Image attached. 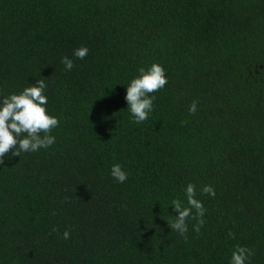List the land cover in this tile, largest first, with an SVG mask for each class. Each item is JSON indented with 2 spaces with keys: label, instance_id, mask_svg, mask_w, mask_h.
Returning a JSON list of instances; mask_svg holds the SVG:
<instances>
[{
  "label": "trees",
  "instance_id": "16d2710c",
  "mask_svg": "<svg viewBox=\"0 0 264 264\" xmlns=\"http://www.w3.org/2000/svg\"><path fill=\"white\" fill-rule=\"evenodd\" d=\"M153 63L168 83L137 124L126 87ZM42 78L56 142L0 165V264H230L236 245L264 264V0H0V102ZM189 183L207 211L185 241Z\"/></svg>",
  "mask_w": 264,
  "mask_h": 264
},
{
  "label": "clouds",
  "instance_id": "9594fccd",
  "mask_svg": "<svg viewBox=\"0 0 264 264\" xmlns=\"http://www.w3.org/2000/svg\"><path fill=\"white\" fill-rule=\"evenodd\" d=\"M89 53L87 47L76 49L73 55L83 60ZM66 71H71L74 62L67 56L61 61ZM168 83L164 67L158 63L151 64L148 68L138 69V75L134 77L126 87L125 100L132 115L134 123L145 122L153 111L155 92L163 89ZM47 84L45 79H39L35 85L23 89L19 94H11L0 102V165L5 163L9 153L13 157H19L22 152H37L40 149L51 147L56 138L51 134L52 130L59 126V119L48 113V98L45 95ZM198 101H194L188 111L194 115L197 111ZM112 177L119 183H124L128 173L117 163L111 167ZM202 194L215 197V189L211 185L202 188ZM184 201L177 198L172 200V208L177 215L168 224L171 230L179 233L187 241L188 220H195L194 231L199 234L205 224L204 215L206 208L201 200L197 199L196 185L189 183L185 188ZM55 231V229H54ZM231 238L234 234L229 232ZM64 239L70 238V232L63 233ZM255 255L251 248L236 245L231 254L230 264H246Z\"/></svg>",
  "mask_w": 264,
  "mask_h": 264
}]
</instances>
